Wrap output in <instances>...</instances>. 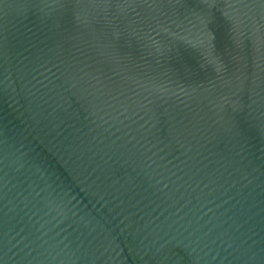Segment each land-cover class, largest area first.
I'll list each match as a JSON object with an SVG mask.
<instances>
[{"label": "water", "instance_id": "obj_1", "mask_svg": "<svg viewBox=\"0 0 264 264\" xmlns=\"http://www.w3.org/2000/svg\"><path fill=\"white\" fill-rule=\"evenodd\" d=\"M0 264H264V0H0Z\"/></svg>", "mask_w": 264, "mask_h": 264}]
</instances>
